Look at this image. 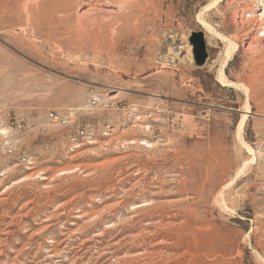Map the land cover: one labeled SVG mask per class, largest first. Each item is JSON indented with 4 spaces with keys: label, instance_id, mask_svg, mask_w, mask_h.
I'll return each mask as SVG.
<instances>
[{
    "label": "rangeland",
    "instance_id": "374dc122",
    "mask_svg": "<svg viewBox=\"0 0 264 264\" xmlns=\"http://www.w3.org/2000/svg\"><path fill=\"white\" fill-rule=\"evenodd\" d=\"M11 1L0 264H264L263 58L243 50L235 6L160 0L109 19L82 15L85 0Z\"/></svg>",
    "mask_w": 264,
    "mask_h": 264
},
{
    "label": "bare ground",
    "instance_id": "6f19581e",
    "mask_svg": "<svg viewBox=\"0 0 264 264\" xmlns=\"http://www.w3.org/2000/svg\"><path fill=\"white\" fill-rule=\"evenodd\" d=\"M15 1V0H14ZM18 1V0H17ZM222 0H210V3L205 7H215L218 5L219 2H221ZM244 1H249V4H246L247 2ZM16 2V1H15ZM52 2V1H51ZM62 2V1H61ZM226 2L230 5V6H235V12L234 13L236 15V17H234L235 19L233 20V23L239 27V29L242 32V36L244 37V41L242 46L244 47V51H250V52H254L255 54L260 55L263 59L262 62L258 63V65L256 64V66L253 68L252 72H264V5H263V11L260 12V14H257L256 12V8L257 6H259V4H256V0H243V1H239V0H226ZM56 3V2H54ZM61 4V3H60ZM84 6L86 7H82V15L83 13H86L87 11H91L90 13L94 12V16L93 17H99V18H113L115 16H118V10L120 9V7L123 8H133V10L135 11L134 13L137 14L139 13L146 5H151V6H155L156 4L160 5V8L163 7V5L160 3V0H85L84 1ZM226 4V5H228ZM12 5H15L12 3L11 0H0V8L1 11L3 9V12L8 13L9 9H12ZM51 5V4H50ZM47 6V5H46ZM60 7V6H59ZM229 7V6H228ZM44 8V6H43ZM122 8V9H123ZM57 9V7H56ZM49 10V9H48ZM121 10V9H120ZM119 10V11H120ZM162 10V9H160ZM0 11V12H1ZM12 11V10H11ZM62 11V10H61ZM132 11V10H131ZM231 11H232V7H231ZM77 12V11H76ZM45 13V12H44ZM78 13V12H77ZM117 14V15H116ZM234 15V16H235ZM119 19L121 21H129L131 18L129 17H119ZM135 20L132 21L134 23H136L139 20V15H135ZM232 20V19H231ZM103 22V21H102ZM57 24V23H56ZM205 24V23H204ZM207 28V30H209V32L214 33L215 31L208 25L205 26ZM237 32V31H236ZM214 36V35H213ZM218 36H220V38L223 40L224 42V52L223 54L225 55L224 57L227 56V54H229L230 50L232 48H234L233 45V40L231 41L230 39H227L226 36H224L223 34H219ZM243 40V39H242ZM252 55V54H251ZM261 60V59H260ZM257 63V62H256ZM223 65V64H222ZM222 69L220 67L219 72H222ZM264 76V75H263ZM264 79V78H263ZM241 85L243 86L244 84L241 83ZM251 85V84H250ZM247 86V85H246ZM252 86V85H251ZM248 90V87H246ZM250 89V88H249ZM262 109V107H260ZM259 108V109H260ZM138 117V116H137ZM245 118V117H244ZM134 123V122H133ZM243 125V124H242ZM239 130V129H238ZM109 135V134H108ZM95 142V141H94ZM93 142V143H94ZM79 146V145H77ZM32 163V162H31ZM176 176V175H175ZM44 178V177H43ZM156 178V177H155ZM173 178V177H172ZM159 179V178H158ZM176 180V179H175ZM162 181V180H161ZM112 183V182H111ZM157 183V182H156ZM200 183V182H199ZM203 183V182H202ZM152 184V183H151ZM173 184V183H172ZM178 184V183H177ZM204 185V184H203ZM204 187V186H203ZM129 188V187H128ZM210 188V187H209ZM197 189V188H196ZM106 190V189H105ZM135 190V189H134ZM155 190V189H154ZM180 190V189H179ZM116 191V190H115ZM143 191V190H142ZM122 193V192H121ZM131 195V194H130ZM191 197V196H190ZM203 199V197H202ZM148 200V199H147ZM176 201V200H175ZM178 201V200H177ZM161 202V200H160ZM173 202H170V204ZM164 204V203H163ZM169 204V203H168ZM148 205V204H147ZM203 205V204H202ZM138 206V205H137ZM141 206V205H140ZM157 206V205H156ZM155 206V207H156ZM206 206V204H205ZM135 207V206H134ZM139 207V206H138ZM168 207V206H167ZM171 207V206H170ZM151 208V207H150ZM164 208V207H163ZM166 208V207H165ZM131 209V208H130ZM138 209V208H137ZM145 209V208H144ZM157 209V208H156ZM205 209V208H204ZM69 210V209H68ZM145 211V210H143ZM203 211V210H202ZM207 211V210H206ZM67 213V212H66ZM123 213V212H122ZM139 213V212H138ZM136 213V214H138ZM153 213V212H152ZM130 214V213H129ZM145 214V213H144ZM148 214V213H146ZM168 214V213H167ZM131 217V216H130ZM133 217V216H132ZM176 217V216H175ZM178 217V216H177ZM166 218V217H165ZM171 218V217H170ZM202 218V217H201ZM105 219V218H104ZM162 220V218H161ZM178 220V219H177ZM186 220V219H184ZM25 222V221H24ZM157 222V221H156ZM184 222V221H183ZM26 223V222H25ZM142 223V222H141ZM150 223V222H149ZM152 223V222H151ZM167 223V222H165ZM46 224V223H45ZM75 224V223H74ZM185 224V223H184ZM206 224V223H205ZM77 225V224H76ZM154 225V224H152ZM172 225V224H171ZM170 225V226H171ZM187 225V224H186ZM185 225V226H186ZM151 226V224L149 225V227ZM209 226V225H208ZM211 226V225H210ZM11 227V226H10ZM147 227V226H146ZM66 228V227H65ZM126 228V227H125ZM145 228V226H144ZM163 228V227H162ZM185 228V227H184ZM147 229V228H146ZM165 229V228H163ZM112 230V229H111ZM146 232V231H145ZM155 232V231H154ZM148 233V232H147ZM169 233V232H168ZM141 234V233H140ZM183 234V233H182ZM196 234V233H195ZM63 236V235H62ZM131 236V235H130ZM138 236V234H137ZM146 236V235H144ZM119 237V236H118ZM161 237V236H160ZM164 237V236H163ZM90 238V237H89ZM112 238V237H111ZM123 238V237H122ZM120 238V239H122ZM156 238V237H155ZM91 239V238H90ZM152 246L155 248H157L160 245V242L157 239H152L150 238ZM162 239V237H161ZM117 241L119 239H116ZM124 240V239H123ZM115 242V241H114ZM163 242V241H162ZM165 242V241H164ZM167 243V242H166ZM162 244V243H161ZM174 244V243H173ZM205 244V243H204ZM151 245V244H150ZM182 245V244H181ZM234 245V244H233ZM96 246V245H95ZM102 246V245H101ZM105 246V245H104ZM164 246V245H163ZM170 246V245H169ZM136 247V246H135ZM234 247V246H233ZM71 248V247H70ZM100 248V247H99ZM174 248V247H173ZM178 248V247H177ZM210 248V247H209ZM90 249V248H89ZM202 249V248H201ZM205 249V247L203 248ZM91 250V249H90ZM96 250V249H95ZM110 250V249H109ZM128 250V249H127ZM208 250V249H207ZM119 251V250H118ZM205 251V250H204ZM46 252V251H45ZM151 252V251H150ZM154 252V251H153ZM162 252V251H161ZM219 252V251H218ZM54 253V252H53ZM143 253V252H142ZM206 253H208L206 251ZM134 254V253H133ZM166 254V253H165ZM179 254V253H178ZM132 255V254H131ZM130 255V256H131ZM170 255V253H169ZM181 255V254H180ZM208 255V254H207ZM84 256V255H83ZM215 256V254H214ZM166 257V256H165ZM173 257V256H172ZM80 258V257H79ZM161 258V257H160ZM176 258V257H174ZM74 259V258H73ZM108 259V258H107ZM116 259V258H115ZM164 259V258H163ZM173 259V258H172ZM44 260V259H43ZM167 260V259H166ZM170 260V259H169ZM16 261V260H15ZM56 261V260H55ZM112 261V260H111ZM117 261V260H116ZM95 262V261H94ZM167 262V261H166ZM172 262V261H171ZM209 263V262H208ZM112 264V263H111ZM175 264V263H174ZM177 264V263H176ZM203 264V263H202ZM207 264V263H206ZM217 264V263H215ZM220 264V263H219Z\"/></svg>",
    "mask_w": 264,
    "mask_h": 264
},
{
    "label": "water",
    "instance_id": "95a60500",
    "mask_svg": "<svg viewBox=\"0 0 264 264\" xmlns=\"http://www.w3.org/2000/svg\"><path fill=\"white\" fill-rule=\"evenodd\" d=\"M188 42L192 47V55L197 66L204 64L207 58L206 44L203 32L194 31L190 34Z\"/></svg>",
    "mask_w": 264,
    "mask_h": 264
},
{
    "label": "built area",
    "instance_id": "2783aa9c",
    "mask_svg": "<svg viewBox=\"0 0 264 264\" xmlns=\"http://www.w3.org/2000/svg\"><path fill=\"white\" fill-rule=\"evenodd\" d=\"M85 137V130L83 129H78L76 131V134L72 137L73 142H77V138H84Z\"/></svg>",
    "mask_w": 264,
    "mask_h": 264
}]
</instances>
